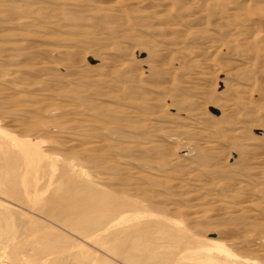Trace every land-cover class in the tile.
I'll use <instances>...</instances> for the list:
<instances>
[{"label":"rangeland","instance_id":"obj_1","mask_svg":"<svg viewBox=\"0 0 264 264\" xmlns=\"http://www.w3.org/2000/svg\"><path fill=\"white\" fill-rule=\"evenodd\" d=\"M113 1L0 0L3 263L116 264L47 214L85 182L262 263L249 248L264 221L245 213L264 206V50L241 35L264 30V10L246 23L225 0ZM59 235L67 251L35 257Z\"/></svg>","mask_w":264,"mask_h":264},{"label":"bare ground","instance_id":"obj_2","mask_svg":"<svg viewBox=\"0 0 264 264\" xmlns=\"http://www.w3.org/2000/svg\"><path fill=\"white\" fill-rule=\"evenodd\" d=\"M209 1L212 2L213 4H216L218 0H209ZM161 2L166 4L167 0H161ZM224 3L228 4L232 9V11L230 12V16L233 17V19L237 18L236 20L243 21L246 23L248 22L250 17V15L248 14L249 9H254L256 11L264 10V0H225ZM106 9H108L109 11L116 12L119 9L118 2L116 0L110 2L108 6H106ZM249 21H251V19ZM259 31L258 30L251 31V33H248L249 35L244 33L245 35H247L246 37L239 34L238 35L239 38L238 37L237 38L240 39V35H241V37H243V39L247 44H251V46L252 47L254 46V48L261 46L260 49L264 50V30L261 32ZM257 40L261 42V44H257L258 43ZM202 49L203 50L201 51L199 50L198 52H200V54L205 56L208 50L207 48L205 49L202 48ZM256 49L258 50V48ZM209 61L200 63V66L202 65L204 70L206 69L210 71V69L215 68V66ZM262 97L263 96H261L260 98ZM7 135L8 134H6V132L4 133L3 128L2 129L0 128V136H7ZM12 142L3 140L1 142V146L8 149L9 147H11ZM35 149L37 150V148ZM30 151H32V149ZM263 159H264V155L259 156L258 158V160H263ZM85 184H89V183L85 182L83 184L84 186L81 187L80 190L75 191L76 188L72 192L68 190L69 193H73V192L76 193L73 194L78 195V197L72 196L69 193L61 195L59 197L57 196L58 200H56L53 197L54 200L56 201L55 203L57 209L55 208L49 211L47 214L48 216L50 215L52 219L54 218L57 222H59L62 228H68L69 230H71V232L80 234L84 238L92 240L93 242L99 244L100 247L105 248L109 252L115 254L116 264L118 263L120 264H262L264 263V235L262 234L257 235L255 237V240L259 243L258 246H256L255 243L254 245H251V247L249 248V250L251 249L257 252L259 256L257 257L262 260V263L260 262L257 263L254 261V259L251 260L249 258H244L235 255V253L232 252L231 250L232 248H230L232 246L230 245V243L231 244L236 243V241H234L235 237L232 240L231 239L227 240L229 241V243H227V241H222V239L212 240V239H208V237L207 238L204 237L203 239L202 237L196 236L198 235L197 230L196 232L193 230V228L197 226L195 227L192 226L191 228L192 231H190V227L186 223H182L181 219L183 217L177 220L173 216H166L165 214H164L165 216H163L162 214L160 217L155 216L156 219L152 218L150 216L154 215L151 214L153 212L151 210H149L151 213L148 212V209L146 208L147 212L150 213L151 215L147 214L146 210L140 207L141 203L137 202L140 205L139 206L136 203L133 202L131 203V201L120 199L114 195L112 196L105 192L101 193L96 190L94 191L93 189H91L92 187L90 185H85ZM57 190H59V188ZM239 208L233 205L232 210H230L229 212L230 213L233 212L232 214H234L237 209L239 210ZM257 208H261V212H262L260 213L261 215L260 214L258 215V213H254V212L250 214L245 212L244 213L246 215L248 214V217L250 218L249 220L251 221L252 220L256 222L257 220L264 221V206L258 205ZM220 210L222 211V209ZM199 213L198 214L196 213L194 215L192 214L191 216L189 215L190 217L188 218L191 220L190 221L191 225H194L195 224L194 222H196V220H199L203 217L202 215H199ZM139 215H141V217L139 218H143V219L146 218L147 220L139 219V220H143V222L141 221V224L138 226L139 222L137 224V221ZM150 218L153 219L151 220L153 222L150 221ZM184 220L186 221L185 218L183 219V221ZM192 222L194 224H192ZM193 231L196 233L195 235ZM221 237L222 236H220L219 238ZM71 246H72V239H69L66 236L59 235V236H55L52 239L46 238V240L45 238L41 237L39 238V241L36 244H34V248H33L34 251L32 252L34 253L35 257L39 256L40 257L39 259L41 260L50 253H53L54 255L56 252L57 253L60 251L65 252V249L67 251ZM233 246L235 247V245ZM1 254H0V264H4L3 263L4 259H2V257L4 256H2ZM255 255L257 254L255 253ZM14 263H16V261H14Z\"/></svg>","mask_w":264,"mask_h":264}]
</instances>
